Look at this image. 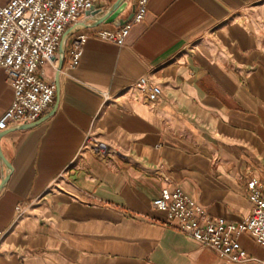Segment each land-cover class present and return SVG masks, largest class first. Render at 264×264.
Here are the masks:
<instances>
[{"label":"crops","instance_id":"0c3cea01","mask_svg":"<svg viewBox=\"0 0 264 264\" xmlns=\"http://www.w3.org/2000/svg\"><path fill=\"white\" fill-rule=\"evenodd\" d=\"M126 4L98 28L130 21L136 0ZM72 38L38 125L0 131L12 166L0 191V264H220L152 204L180 189L211 220L250 217L248 182L264 184V0H151L124 46L90 38L76 68ZM40 72L55 83L57 70ZM145 77L163 90L156 104L134 88ZM13 101L0 70V119ZM89 137L119 155L96 158ZM6 173L0 161V185ZM238 241L249 258L240 264L264 263L251 235Z\"/></svg>","mask_w":264,"mask_h":264},{"label":"built area","instance_id":"2783aa9c","mask_svg":"<svg viewBox=\"0 0 264 264\" xmlns=\"http://www.w3.org/2000/svg\"><path fill=\"white\" fill-rule=\"evenodd\" d=\"M102 0H11L0 7V70L4 71L14 91V101L0 119V131L38 122L54 103L56 84L42 78L40 68L47 64L57 70L58 50L65 32L82 22L90 21ZM151 0H136L130 21L118 29L89 28L77 31L70 42L71 66L76 68L90 38L125 45L134 26L141 24L149 11ZM142 101L153 105L163 96L161 86L141 78L134 84ZM85 149L99 159L119 153L89 137ZM252 205L251 215L244 223L211 220L206 212L182 190L163 189L153 201V208L164 216V224L173 226L202 247L214 251L220 264L249 261L238 237L251 235L264 248V184L253 178L247 185ZM17 217L24 213L17 207ZM6 232L0 230V253ZM264 264V263H263Z\"/></svg>","mask_w":264,"mask_h":264},{"label":"water","instance_id":"95a60500","mask_svg":"<svg viewBox=\"0 0 264 264\" xmlns=\"http://www.w3.org/2000/svg\"><path fill=\"white\" fill-rule=\"evenodd\" d=\"M126 1L127 0H118L107 12H105L102 15H99L97 12L93 13L94 17L90 20V21H86V22H82L76 26H73L71 28H69L65 34L62 37V41L59 47V65H58V69H57V75H56V86H59V81H60V74L61 71L63 70V66H64V61H65V55H66V47H67V41L69 39V37L74 34L77 31H82V30H86L89 28H96L99 27L101 25H111L114 24L116 19L121 15V13L125 10L126 8ZM38 125L37 123L34 124H30V125H25V126H21L19 129L20 130H28L31 128H34ZM2 136H0V140H1ZM0 161L1 163L4 165V167L7 170V173L5 174L2 183L0 185V191L5 187L6 183L8 182L9 178H10V174L12 172V166L11 164L5 159V157L3 156V153L1 151L0 148Z\"/></svg>","mask_w":264,"mask_h":264}]
</instances>
